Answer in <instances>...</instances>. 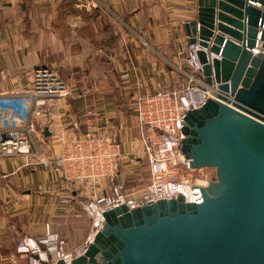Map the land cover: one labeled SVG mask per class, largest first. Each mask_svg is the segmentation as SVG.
Segmentation results:
<instances>
[{
    "label": "crops",
    "instance_id": "crops-1",
    "mask_svg": "<svg viewBox=\"0 0 264 264\" xmlns=\"http://www.w3.org/2000/svg\"><path fill=\"white\" fill-rule=\"evenodd\" d=\"M196 9V0H99L92 8L77 5L76 0H0V97L24 93L31 69L41 64L68 78L71 87L86 83L87 90L98 95L86 100L83 93L81 98L42 99L35 104L32 147L39 156L53 159L59 137L79 136L101 124L121 144L124 158L118 179L127 191L142 190L148 177L140 176L148 162L132 103L140 94L186 84L188 42L183 23ZM61 34L67 44L73 41L69 48L62 44ZM44 35L61 42L54 47L56 58L52 46L50 51L44 46ZM103 50L107 57L98 58L97 51ZM124 71L129 73L127 80L121 79ZM104 79H113V84L98 86L92 81ZM91 110L102 116V123L88 116ZM14 117L12 109L0 105V127ZM46 125L49 136L43 135ZM90 190L67 188L55 166L45 167L35 158H0V264H28L15 245L24 236H43L46 225L65 239L67 249L83 243L89 221L80 202Z\"/></svg>",
    "mask_w": 264,
    "mask_h": 264
},
{
    "label": "water",
    "instance_id": "water-1",
    "mask_svg": "<svg viewBox=\"0 0 264 264\" xmlns=\"http://www.w3.org/2000/svg\"><path fill=\"white\" fill-rule=\"evenodd\" d=\"M196 5L183 32L218 91L185 113L181 151L217 178L175 199L110 209L70 264H264V0Z\"/></svg>",
    "mask_w": 264,
    "mask_h": 264
},
{
    "label": "built area",
    "instance_id": "built-area-1",
    "mask_svg": "<svg viewBox=\"0 0 264 264\" xmlns=\"http://www.w3.org/2000/svg\"><path fill=\"white\" fill-rule=\"evenodd\" d=\"M77 5L86 8L96 7L99 0H76ZM198 41L187 43L185 49L186 84L180 89L156 90L137 96L132 105L139 123L142 153L148 162L150 177L142 190L127 191L120 181L119 167L124 158L118 139L108 133V129L98 125L75 137H59L56 144L59 152L53 159L39 156L33 149L36 134L33 114L35 104L42 99L81 98L82 94L63 81L47 65L32 68L28 86L24 93L0 97V105L12 109L16 117L0 127V158L22 156L30 161L55 166L64 185L90 188L91 192L80 202L89 221L86 240L72 249L66 248V241L56 232L45 227L43 236H24L15 245L17 254L25 255L28 264H55L63 260L65 264L82 255L94 235L103 228L104 213L115 207L126 206L129 210L156 203L159 200L175 199L181 195V188H204L213 181L208 176L185 178L195 168L181 151L185 136L182 128L185 113L205 104L218 91L216 84L204 81L202 65L197 51ZM129 73L124 71L121 79L127 80ZM95 122L102 123L98 112L88 111ZM64 202L69 199L63 198Z\"/></svg>",
    "mask_w": 264,
    "mask_h": 264
},
{
    "label": "rangeland",
    "instance_id": "rangeland-1",
    "mask_svg": "<svg viewBox=\"0 0 264 264\" xmlns=\"http://www.w3.org/2000/svg\"><path fill=\"white\" fill-rule=\"evenodd\" d=\"M100 7H102V6H100ZM91 10H93L94 11V9H91ZM96 10V9H95ZM105 11V14H104V16L105 17H107L108 19H109V17H110V13H109V11L107 10V9H105L104 10ZM61 41H62V44H66L67 45V47L69 48V46H71V43L73 42L72 40H69L68 42V44H67V39H65L64 37L65 36H63L62 34H61ZM91 37H93V33H92V36ZM43 39V41L42 42H44V46L45 47H47L48 49H49V51L51 50L50 49V47L52 46V49H53V54H55V55H53V57H55L56 58V56H57V52H54L55 50H54V47H60V41H59V39L57 38V37H54V41L52 42V41H50V36L49 35H44V37L42 38ZM58 39V40H57ZM109 40V39H108ZM113 41V40H112ZM107 50H103V51H101V52H98L97 51V54L98 55H96L98 58H102V59H105L106 57H107ZM57 53V54H56ZM66 59H68L67 57H66ZM49 67L51 68V66L49 65ZM64 71H68V69H65ZM67 73V72H66ZM58 76L63 80V81H65L66 83L68 82L67 81V79L68 78H64L61 74H58ZM113 79H104L103 81V83L102 82H100V80H92V81H97V85L98 86H105V85H107V84H113V81H112ZM68 84V83H67ZM92 85L94 86V84L92 83ZM83 87H87V88H83ZM88 87H89V85H87L86 83L85 84H83L82 86H81V88H73L72 87V89L73 90H77V91H80V93L82 94V97H84V95H85V98H86V100H91V99H93V98H96L98 95H95L94 94V92L91 90L90 92L87 90L88 89ZM83 93H85L84 95H83ZM149 176V170H147L146 168H145V166H143L142 167V172H141V179L143 178H145V177H148ZM200 176H204V177H207L208 176V178L210 179H212L213 181H215L216 180V169L215 168H213V167H207V168H195V170H193L191 173H189L188 175L186 174L185 176H183V177H185V178H188V179H192V178H194V177H200Z\"/></svg>",
    "mask_w": 264,
    "mask_h": 264
},
{
    "label": "bare ground",
    "instance_id": "bare-ground-1",
    "mask_svg": "<svg viewBox=\"0 0 264 264\" xmlns=\"http://www.w3.org/2000/svg\"><path fill=\"white\" fill-rule=\"evenodd\" d=\"M253 52H259L258 46H257L255 49H253ZM48 101H50V100H48ZM40 103H41V102L39 101L38 104H40ZM37 107H39V105H38ZM92 241H93V240H92Z\"/></svg>",
    "mask_w": 264,
    "mask_h": 264
},
{
    "label": "trees",
    "instance_id": "trees-1",
    "mask_svg": "<svg viewBox=\"0 0 264 264\" xmlns=\"http://www.w3.org/2000/svg\"><path fill=\"white\" fill-rule=\"evenodd\" d=\"M107 39H113V37L111 36V37H108ZM78 92H80V91H78ZM148 164V163H147ZM147 170H148V165H147ZM149 177H150V170H149V176H148V179H149Z\"/></svg>",
    "mask_w": 264,
    "mask_h": 264
}]
</instances>
